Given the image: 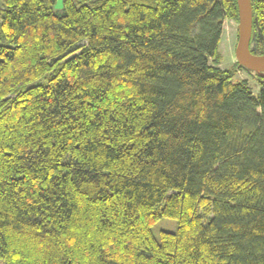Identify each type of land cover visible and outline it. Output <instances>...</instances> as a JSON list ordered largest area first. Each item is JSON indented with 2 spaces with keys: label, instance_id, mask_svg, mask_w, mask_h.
Listing matches in <instances>:
<instances>
[{
  "label": "trees",
  "instance_id": "1",
  "mask_svg": "<svg viewBox=\"0 0 264 264\" xmlns=\"http://www.w3.org/2000/svg\"><path fill=\"white\" fill-rule=\"evenodd\" d=\"M57 2L0 0V264H264V78L221 68L237 0Z\"/></svg>",
  "mask_w": 264,
  "mask_h": 264
},
{
  "label": "rangeland",
  "instance_id": "2",
  "mask_svg": "<svg viewBox=\"0 0 264 264\" xmlns=\"http://www.w3.org/2000/svg\"><path fill=\"white\" fill-rule=\"evenodd\" d=\"M63 7V0H58L55 11H61ZM239 39V23L231 20H226L224 24V34L222 38V43L220 45V52L223 56V62L221 68L224 70H229L237 63L236 49ZM239 80H247L254 92L258 94L261 89V84L255 80L252 76L248 75L246 72L241 71L237 75ZM178 229V222L173 219L163 218L152 226V233L154 237L160 239L161 233L171 232L174 233Z\"/></svg>",
  "mask_w": 264,
  "mask_h": 264
},
{
  "label": "water",
  "instance_id": "3",
  "mask_svg": "<svg viewBox=\"0 0 264 264\" xmlns=\"http://www.w3.org/2000/svg\"><path fill=\"white\" fill-rule=\"evenodd\" d=\"M237 3L239 8V39L236 49L237 62L239 66L264 78V55H255L251 50L253 36L252 1L237 0Z\"/></svg>",
  "mask_w": 264,
  "mask_h": 264
}]
</instances>
